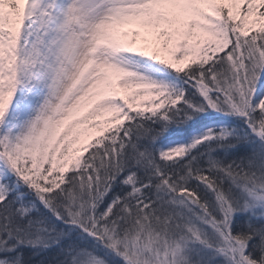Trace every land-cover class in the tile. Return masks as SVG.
<instances>
[{
	"label": "snow or ice",
	"instance_id": "snow-or-ice-1",
	"mask_svg": "<svg viewBox=\"0 0 264 264\" xmlns=\"http://www.w3.org/2000/svg\"><path fill=\"white\" fill-rule=\"evenodd\" d=\"M262 76L264 0H0V264H264Z\"/></svg>",
	"mask_w": 264,
	"mask_h": 264
},
{
	"label": "trees",
	"instance_id": "trees-1",
	"mask_svg": "<svg viewBox=\"0 0 264 264\" xmlns=\"http://www.w3.org/2000/svg\"><path fill=\"white\" fill-rule=\"evenodd\" d=\"M239 123L240 122L233 117H227L220 113L209 110L208 112L195 117L186 125H183L181 127L173 126L169 128L168 132L159 139L157 147L161 149L163 145L181 139L182 136H185L192 131H197L201 129V127L206 125L224 124L231 127L234 125H238ZM244 150L251 149H247V147L245 146ZM235 151L236 150L234 149L228 150L227 156L231 158L235 154ZM214 155L223 157L226 154L224 150H218L217 153H214ZM26 199H30V197H26ZM39 207L42 213H44L45 215H50L49 213H47V210L42 207V205H39ZM36 215V213H33V216ZM65 230L67 231L68 229L65 227ZM72 237V239L75 240L79 245L80 240L78 237V230L72 231ZM18 251H22L24 253L25 264H56V261L63 258L62 255L59 254V246L43 250L38 248H21L18 249Z\"/></svg>",
	"mask_w": 264,
	"mask_h": 264
},
{
	"label": "rangeland",
	"instance_id": "rangeland-1",
	"mask_svg": "<svg viewBox=\"0 0 264 264\" xmlns=\"http://www.w3.org/2000/svg\"><path fill=\"white\" fill-rule=\"evenodd\" d=\"M166 78L171 79V77H166ZM260 96H264V76L261 77L260 83L257 85V98H259ZM218 125H221V124H211V125L203 126V127H201V129H199L197 131H192V132L188 133L187 135L182 136L181 139H178L176 141H173V142H170V143H167V144L163 145L161 147V149H168L170 147H173V146H176V145H179V144H186V143H188L190 141V139L193 136L203 132L206 128H208V127H216ZM78 246L91 248L92 247V243H91L90 240H84L83 243H82V241H80ZM100 254H103V252H101ZM108 258H109L110 264H121V261L118 258L111 257V256H109Z\"/></svg>",
	"mask_w": 264,
	"mask_h": 264
}]
</instances>
